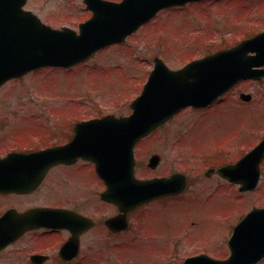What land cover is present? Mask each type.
Returning a JSON list of instances; mask_svg holds the SVG:
<instances>
[{
  "label": "rangeland",
  "instance_id": "1",
  "mask_svg": "<svg viewBox=\"0 0 264 264\" xmlns=\"http://www.w3.org/2000/svg\"><path fill=\"white\" fill-rule=\"evenodd\" d=\"M30 6L56 26L77 29L89 16L79 0H36ZM263 29L264 0H206L162 10L122 43L103 48L81 63L42 67L8 81L0 87V111H6L0 114L19 121L29 114H52L41 110L125 115L155 56L177 68ZM243 90L252 93L246 103V123L245 107L238 98ZM225 98L197 115L186 110L168 123L172 160L177 151H185L186 164L202 170L206 165L201 152L218 151L225 158L236 155L237 159L244 148L260 140L264 135V118L259 113L264 109V83L242 82ZM156 149L167 154L162 144ZM261 169L254 191L239 193L221 180L214 182L211 191L210 181L201 179L193 181L181 200L153 202L132 212L127 231L110 234L95 229L85 238L82 260L75 264H183L184 258L200 252L226 257L230 230L252 206L264 205V162ZM106 211L111 213V207L107 205ZM5 261L14 260L2 259L0 264Z\"/></svg>",
  "mask_w": 264,
  "mask_h": 264
},
{
  "label": "water",
  "instance_id": "2",
  "mask_svg": "<svg viewBox=\"0 0 264 264\" xmlns=\"http://www.w3.org/2000/svg\"><path fill=\"white\" fill-rule=\"evenodd\" d=\"M84 1L92 11V16L81 22L78 31H75L69 27L52 29L42 24L37 17L21 10L24 0H0V85L41 66L65 67L81 62L102 47L122 42L159 10L196 0ZM154 62L142 93L131 103L133 112L129 116L107 115L80 123L88 126L90 131L101 124L118 127H107L105 138L90 137L88 140V147L99 146L113 156L111 161H107L106 171L104 162L98 157L94 158L96 154L92 150L87 154L96 162L98 174L106 178L108 189L102 198L116 202L124 212L106 220L107 226L115 231L127 227V210L163 192L181 190V184L174 179H162V185H158L159 180L141 181L134 178L132 149L135 142L182 107H204L237 81L264 76V31L230 48L191 60L177 70L169 69L159 58H155ZM241 98L249 100L250 95H242ZM50 154L52 150L23 156ZM263 157L264 139L236 164L223 167L220 173L232 182L241 183L240 190L254 189ZM6 165L0 163V191H26L38 181L35 178H15L16 172L10 171L9 174ZM35 210L38 214L46 213L41 209ZM29 221L30 218H25L19 226L15 223L9 228L0 227V246L13 241L28 229ZM2 222L3 218L0 224ZM32 224L59 227L60 221L50 213L37 217V221ZM76 225L74 231L80 233L92 226V222L87 220L85 225L82 223V227L80 222ZM77 245V239L70 238L60 253L73 257ZM228 246L230 254L225 259L201 254L186 258L183 264H255L264 257V207L253 208L238 222Z\"/></svg>",
  "mask_w": 264,
  "mask_h": 264
},
{
  "label": "flooded vegetation",
  "instance_id": "3",
  "mask_svg": "<svg viewBox=\"0 0 264 264\" xmlns=\"http://www.w3.org/2000/svg\"><path fill=\"white\" fill-rule=\"evenodd\" d=\"M35 1L26 0L24 9L36 13L45 24L57 27L51 22L45 21L40 16V13L30 6ZM79 1L83 3V0ZM242 82L264 83V77L258 81L245 80ZM242 82H239L234 87H237ZM240 93L241 91L238 92V95ZM241 102L245 107L244 121L246 123V100ZM207 107L193 108L189 106L182 109L168 121L155 126L152 131L136 143L134 147V171L137 177L154 179L179 174V177L180 175H185L187 185L178 194L160 195L132 209L128 212V217L132 212H136L149 203H163L166 200L175 198L183 199L187 188L192 187L193 181L209 180V185L213 186L214 182L219 178L216 172L219 158L215 152L211 155L201 154L204 160L203 164L206 165L205 169L203 168L202 170L186 164L185 151H177V154L173 156L174 160L171 158V133L168 123L175 120L176 116L186 110L199 114L207 110ZM0 112L6 111L2 110ZM41 112L52 114H29L26 115L28 117L20 121L17 118L15 120L11 119L13 115L0 114V163L7 164L5 168L9 171V174L10 171H15L16 173L13 176L15 178H35L39 180L29 191H0V219L4 217L0 227L9 228L15 223L16 226H19L14 219L20 218V213H25L22 218H30L31 223L36 222L37 213L32 210L42 207L54 209V212H56L55 218L61 221L67 219L70 222L69 225H61L58 228L38 225L27 229L18 235L12 243L0 246V260L13 259V263L10 264H75L77 261L82 260L81 254L83 253L84 240L87 235L94 232L97 228L108 231L105 225L106 219L119 213V209L115 204L101 199V193L106 189V184L96 174L94 164L84 155L85 146L83 144L90 137V133L84 128L76 133V127L79 122L92 117H100L107 113L91 115L84 114V111L81 110L71 109L41 110ZM259 113L261 115L260 118H264V109H260ZM103 127L106 128V126ZM73 139L78 142L76 145L58 150L53 157H50V155L29 158L20 156V154L61 147ZM182 139L178 141L180 148L183 146ZM160 144L166 149L167 154L156 149V146ZM244 152H246V148ZM244 152H239V154H244ZM235 157L237 156L230 158L233 159ZM172 163H177V167H174ZM208 169L212 170L209 177L206 176V170ZM138 172H141L142 175H137ZM91 176L94 178H91ZM107 205L112 209L109 214L106 211ZM93 206L94 208L92 209ZM7 212L8 215L5 216ZM77 215L92 219L94 226L81 231V233H75L70 228V224ZM109 232L117 234L112 233L110 230ZM51 236L54 237V240L50 239ZM70 237L74 240L78 239V255L66 260L61 256L60 249ZM70 249L71 247L68 252H70ZM2 264L9 263L5 261Z\"/></svg>",
  "mask_w": 264,
  "mask_h": 264
}]
</instances>
